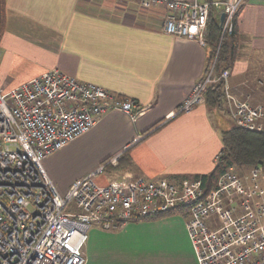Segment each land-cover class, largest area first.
Listing matches in <instances>:
<instances>
[{
	"label": "built area",
	"instance_id": "2783aa9c",
	"mask_svg": "<svg viewBox=\"0 0 264 264\" xmlns=\"http://www.w3.org/2000/svg\"><path fill=\"white\" fill-rule=\"evenodd\" d=\"M139 2L144 8H166L165 33L207 46L210 15L214 12L223 40L233 33L246 0ZM218 53L219 48L205 77L166 118L191 112L206 102L208 88L223 83L234 124L264 133V104L232 92L230 69L217 68ZM150 108L58 67L9 91L0 88V264H87L85 245L93 226L114 231L132 220L174 212L185 219L197 264H264L261 163L249 171L231 166L212 184L200 177L179 187L166 178L143 176L98 184L94 177L118 165V153L60 192L44 165L49 155L110 111L136 121ZM71 202L80 212L65 211Z\"/></svg>",
	"mask_w": 264,
	"mask_h": 264
},
{
	"label": "crops",
	"instance_id": "0c3cea01",
	"mask_svg": "<svg viewBox=\"0 0 264 264\" xmlns=\"http://www.w3.org/2000/svg\"><path fill=\"white\" fill-rule=\"evenodd\" d=\"M166 12L163 6L144 8L139 0H6L2 90L58 67L151 107L136 121L110 111L49 155L44 165L60 192L118 153L126 165L114 168L121 157L108 167L103 174L108 182L143 176L182 187L215 169L223 147L219 124H235L225 102L220 107L204 102L166 118L205 77L211 55L209 45L165 33ZM236 26L240 38L230 68L231 90L264 104V0H246Z\"/></svg>",
	"mask_w": 264,
	"mask_h": 264
},
{
	"label": "rangeland",
	"instance_id": "374dc122",
	"mask_svg": "<svg viewBox=\"0 0 264 264\" xmlns=\"http://www.w3.org/2000/svg\"><path fill=\"white\" fill-rule=\"evenodd\" d=\"M223 120L219 129L232 124ZM221 132V131H220ZM246 168V167H245ZM109 170V169H108ZM107 170V172H108ZM249 171L248 168L245 169ZM234 172L241 174L239 169ZM100 185L108 178L94 177ZM65 211L80 212L74 202ZM88 264H194L195 253L183 215L179 212L140 218L126 226L105 231L93 226L85 245Z\"/></svg>",
	"mask_w": 264,
	"mask_h": 264
},
{
	"label": "trees",
	"instance_id": "16d2710c",
	"mask_svg": "<svg viewBox=\"0 0 264 264\" xmlns=\"http://www.w3.org/2000/svg\"><path fill=\"white\" fill-rule=\"evenodd\" d=\"M5 20L6 0H0V37L4 30ZM239 38L236 26L232 34L226 35L221 40L220 26L213 12L210 15L207 35L208 45L211 49L209 63L212 62L219 48L217 56L218 70L230 69L238 56ZM224 99L223 83H218L208 88L206 92V103L208 106L220 107L222 102H225ZM221 139L223 147L220 160L211 174L203 176L204 182L212 184L218 175L231 166L251 168L260 164V162L264 166V133L249 131L233 125L231 128L221 132ZM125 165L124 157H122L119 165L113 167L122 168ZM113 167L109 168L112 169Z\"/></svg>",
	"mask_w": 264,
	"mask_h": 264
},
{
	"label": "water",
	"instance_id": "95a60500",
	"mask_svg": "<svg viewBox=\"0 0 264 264\" xmlns=\"http://www.w3.org/2000/svg\"><path fill=\"white\" fill-rule=\"evenodd\" d=\"M262 164V162H260Z\"/></svg>",
	"mask_w": 264,
	"mask_h": 264
}]
</instances>
